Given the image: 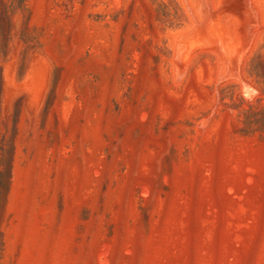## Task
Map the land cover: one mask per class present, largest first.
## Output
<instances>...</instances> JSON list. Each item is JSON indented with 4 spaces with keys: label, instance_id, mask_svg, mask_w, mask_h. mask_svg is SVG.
<instances>
[{
    "label": "rangeland",
    "instance_id": "rangeland-1",
    "mask_svg": "<svg viewBox=\"0 0 264 264\" xmlns=\"http://www.w3.org/2000/svg\"><path fill=\"white\" fill-rule=\"evenodd\" d=\"M0 264H264V0H0Z\"/></svg>",
    "mask_w": 264,
    "mask_h": 264
},
{
    "label": "bare ground",
    "instance_id": "bare-ground-1",
    "mask_svg": "<svg viewBox=\"0 0 264 264\" xmlns=\"http://www.w3.org/2000/svg\"><path fill=\"white\" fill-rule=\"evenodd\" d=\"M246 94H248V95H249V91H247V92H246ZM248 95H247V96H248Z\"/></svg>",
    "mask_w": 264,
    "mask_h": 264
}]
</instances>
